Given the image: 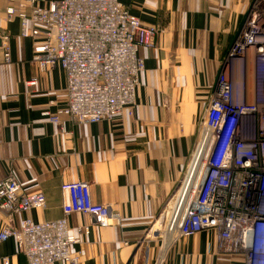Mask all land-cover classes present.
<instances>
[{"label": "crops", "instance_id": "crops-1", "mask_svg": "<svg viewBox=\"0 0 264 264\" xmlns=\"http://www.w3.org/2000/svg\"><path fill=\"white\" fill-rule=\"evenodd\" d=\"M117 1L158 29L154 42L138 49L144 69L135 104L95 123L62 116L60 127L42 111L66 104L65 74L58 66L39 69L32 56L42 38L22 37L19 19L8 20L0 0V35L9 36L10 48L6 61L0 44V179L14 175L24 193L46 200L27 212L0 209V228L18 229L25 217H65L78 238L71 245L77 264H244L242 251L220 248L214 229L176 241L148 231L185 175L217 72L252 0ZM228 76L234 100L253 101L252 61H231ZM75 180L87 181L92 201L110 205L118 220L102 226L86 213L64 215L61 186ZM85 226L88 233L79 230ZM5 262H26L13 237L0 242Z\"/></svg>", "mask_w": 264, "mask_h": 264}, {"label": "built area", "instance_id": "built-area-1", "mask_svg": "<svg viewBox=\"0 0 264 264\" xmlns=\"http://www.w3.org/2000/svg\"><path fill=\"white\" fill-rule=\"evenodd\" d=\"M5 14L19 19L22 37L42 38L32 56L39 69L58 66L65 74L66 104L42 111L51 123L61 127L62 116L95 123L125 108L131 112L144 69L138 49L154 42L156 26L142 23L117 0H6ZM0 39L8 61L9 36ZM247 59L254 67V99L235 101L228 69L231 61ZM225 60L185 175L148 232L176 241L214 229L223 251H242L244 264H264V0L251 1ZM61 191L64 215L86 213L102 226L118 220L110 205L92 201L87 181L63 183ZM45 201L41 192L24 193L14 175L0 179V209L9 214L44 207ZM8 237L25 264L79 261L71 252L78 238L65 217L42 222L25 217L18 229L4 223L0 242Z\"/></svg>", "mask_w": 264, "mask_h": 264}, {"label": "water", "instance_id": "water-1", "mask_svg": "<svg viewBox=\"0 0 264 264\" xmlns=\"http://www.w3.org/2000/svg\"><path fill=\"white\" fill-rule=\"evenodd\" d=\"M246 14H247V11H246V13L244 14V16H243V21H244V19H245V17H246ZM243 21H242V23H243ZM242 23H241V25H240V27L238 28V31L240 30V28H241V26H242ZM237 31V32H238ZM237 34V33H236ZM236 36V35H235ZM0 44H1V39H0ZM225 63H226V60H224V62L221 64V66H220V68H219V70H218V72H217V76H216V81H217V77H218V75L220 74V72L222 71V69L224 68V65H225ZM215 86H216V82H215ZM214 86V87H215Z\"/></svg>", "mask_w": 264, "mask_h": 264}]
</instances>
